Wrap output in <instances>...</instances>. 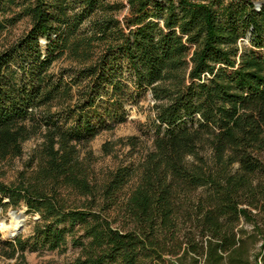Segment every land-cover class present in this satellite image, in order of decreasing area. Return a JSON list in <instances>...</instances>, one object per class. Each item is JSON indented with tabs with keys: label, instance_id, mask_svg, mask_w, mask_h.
Returning <instances> with one entry per match:
<instances>
[{
	"label": "trees",
	"instance_id": "1",
	"mask_svg": "<svg viewBox=\"0 0 264 264\" xmlns=\"http://www.w3.org/2000/svg\"><path fill=\"white\" fill-rule=\"evenodd\" d=\"M24 19L0 42V158L43 141L23 182L0 181V207L39 217L27 236L0 231V253L71 245L66 264H264V2L0 0V34ZM147 93L152 149L97 172L81 147Z\"/></svg>",
	"mask_w": 264,
	"mask_h": 264
},
{
	"label": "rangeland",
	"instance_id": "2",
	"mask_svg": "<svg viewBox=\"0 0 264 264\" xmlns=\"http://www.w3.org/2000/svg\"><path fill=\"white\" fill-rule=\"evenodd\" d=\"M262 2L264 0H255L258 7L261 6ZM28 26V19L20 21L12 31L0 34V42H3L5 39H15ZM68 63L69 61L61 59L55 63V68ZM152 104L151 94L147 93L138 105L131 106L129 118L125 123L101 132L90 143L81 147L83 153L87 150L92 151L95 158L94 168L97 172L114 169L121 164L138 163L152 149L153 132L150 129V123L154 117L151 108ZM42 141V136H33L23 142L20 154L0 158V181L9 185L23 182L24 178L37 165L35 152ZM262 158L264 160V153L262 154ZM38 217L37 213L27 211L26 205L0 207V231L2 236L10 238L6 235V229L16 230L12 228L14 222H19L21 226H19L21 230L18 235H29ZM242 225L246 229V234L251 233L252 226L250 224L243 222ZM250 247L251 253L254 254L258 248V244L256 246L251 245ZM79 252L80 247L70 245L63 252L45 249L27 251L24 258H7L0 253V264H66L76 257ZM164 258L166 259L165 264H169L171 261L176 260L177 257L164 255ZM181 262L185 264H205L203 257H192L190 254L183 257Z\"/></svg>",
	"mask_w": 264,
	"mask_h": 264
},
{
	"label": "water",
	"instance_id": "3",
	"mask_svg": "<svg viewBox=\"0 0 264 264\" xmlns=\"http://www.w3.org/2000/svg\"><path fill=\"white\" fill-rule=\"evenodd\" d=\"M20 230H21V228L19 230L14 231V232L10 231V230H7L6 235L9 236V237H16Z\"/></svg>",
	"mask_w": 264,
	"mask_h": 264
},
{
	"label": "bare ground",
	"instance_id": "4",
	"mask_svg": "<svg viewBox=\"0 0 264 264\" xmlns=\"http://www.w3.org/2000/svg\"><path fill=\"white\" fill-rule=\"evenodd\" d=\"M17 220H18V219H17ZM2 226H3V224H2ZM19 226H20V223H19V222H14L13 225H12V228H13V229H16V230H19L20 227H21V226H20V227H19ZM3 227H4V226H3ZM18 227H19V229H17ZM4 229H5V228H4ZM6 230H10V231H13V232L16 231V230H12V229H6Z\"/></svg>",
	"mask_w": 264,
	"mask_h": 264
}]
</instances>
